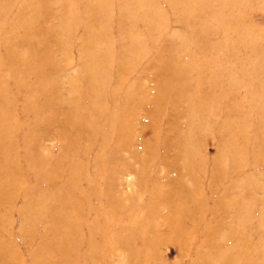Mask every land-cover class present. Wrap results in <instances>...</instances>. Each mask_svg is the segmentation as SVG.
<instances>
[{"label":"rangeland","instance_id":"obj_1","mask_svg":"<svg viewBox=\"0 0 264 264\" xmlns=\"http://www.w3.org/2000/svg\"><path fill=\"white\" fill-rule=\"evenodd\" d=\"M78 2L0 0V25L7 26L0 92L11 103L15 151L0 182L17 184L0 205V241L18 256L9 264L61 261L70 230L56 229L49 215L64 214L55 200L74 183L87 207L73 227L82 236L70 264H225L221 255L241 250L243 230L246 246L264 250V0H157L163 31H151L153 43L124 69L118 63L131 42L121 16L138 11L137 0H109V15L81 12L65 32L64 18L81 9ZM180 6L185 17L174 13ZM87 23L106 29L93 47ZM189 39L197 43L185 44ZM88 48L112 57L109 76L95 80L93 107ZM10 50L25 62L10 59ZM176 67L187 72L174 78ZM48 171L56 187L44 180ZM46 187L54 198L46 212L30 207L35 189ZM198 193L203 210H194ZM182 207L188 214L177 233ZM89 237L95 242L87 248Z\"/></svg>","mask_w":264,"mask_h":264},{"label":"bare ground","instance_id":"obj_2","mask_svg":"<svg viewBox=\"0 0 264 264\" xmlns=\"http://www.w3.org/2000/svg\"><path fill=\"white\" fill-rule=\"evenodd\" d=\"M78 4L81 6V9H79L76 13L72 14L69 17L64 18V26L63 30L65 32L69 31L68 22L72 24V21H77L79 19V16L81 12L88 15H98V13H103L106 15H109V7L110 3L109 0H78ZM157 0H137L136 10H130L125 9L123 10V15L121 18H123L122 22H125L127 24L126 31H123L124 35L127 36V39H130L131 46L125 48V54L124 57L119 60L118 66L121 69L127 68L130 66L132 62H134L138 57V52L141 51L137 50L141 48L143 45L148 44L152 41H154V37L151 36L149 33L151 31L154 32H162L163 31V24L165 23V16L160 15L156 11V3ZM169 3H172L173 5H177L178 0L175 2V0H166ZM187 3L192 2V0H182ZM175 3V4H174ZM171 4V5H172ZM182 5V4H181ZM184 7V6H183ZM186 7V6H185ZM84 10V11H83ZM25 9H23V12ZM139 12V13H137ZM175 15L180 17H185V10L180 6L175 12ZM160 17V18H159ZM188 22L190 23L189 18H187ZM68 21V22H67ZM67 22V23H66ZM86 31H87V43L88 46L93 47L96 43H98L104 35L106 36V29L98 30L95 29L93 24L87 23L85 25ZM105 27V26H104ZM106 27L109 30V25H106ZM7 28V26L0 25V46H6L7 40L2 34V29ZM27 30H30L28 28ZM14 28H11L10 32H14ZM152 34V33H151ZM64 43V42H63ZM190 43L191 45H195L197 42L194 40L189 39L188 42H185V44ZM184 44V45H185ZM87 60L88 64L86 66V70L84 72L85 78L89 81L88 82V89L83 88L80 90L81 94L84 93L87 89V94L91 95L90 98V106H95L97 103L96 96L99 94L98 89L94 86L95 80L97 78H106L107 74L105 70V66L107 63H109V59L111 60V55L108 56L106 53L109 52H103L101 54H97L92 49L88 48L87 50ZM8 57L16 62H25V57L22 56L19 52L15 50H10L8 52ZM33 62V61H32ZM186 69L183 68H173L172 69V77L174 78H180L183 73H186ZM109 76V74H108ZM166 87H163V90L166 91ZM46 97V105L51 106L53 104V98H51L50 92L47 93ZM115 98H117L116 95L112 96V102H114ZM80 100V99H79ZM89 103V102H88ZM10 101L5 99L3 94L0 92V174H8L10 175V171L13 169V159L15 157V151H14V145L11 140L12 137V130H9L8 127V121L10 120ZM73 104L76 105L77 101L74 100ZM28 108V105L26 102H24V110ZM202 109V108H201ZM112 115V121L115 123L118 119V116L120 115V112L116 108ZM227 124H225L226 126ZM4 165V166H3ZM8 166V167H7ZM5 167H7L5 169ZM46 175L44 176V180H46L49 185V187H56L57 184L54 182V173L53 172H46ZM10 179H7L3 183L0 182V205L8 201L9 194L16 192L17 190V184L15 182L10 181ZM234 185V183L232 182ZM49 187L43 189V188H37L35 189L38 193L36 198H30L28 200V205L31 207L32 205H35L41 211L43 210L46 212V209L48 208L47 203L52 198V195L48 194ZM34 190V189H32ZM74 190V191H73ZM73 190L71 191V188L69 187L68 190L65 191L64 194H62V197H56L55 205L58 208H64V214L60 215V217L54 218L52 215L49 217L51 218V222L54 223V227L56 226V229H59L61 226H63V229L65 231L64 235L66 236V239L63 240V243H66V246L62 254V259L58 263L54 264H70L73 262L72 257V249L74 246H79L81 243V234L76 231L73 227H76V224H79L80 218H83V212L84 209L87 207V200L85 198V194L82 191V189H78L76 186V183L73 185ZM200 195H203L201 193H198L197 195L192 197V202L194 206V210L204 209L205 208V201L206 199L202 198ZM226 200L225 197L223 199ZM181 206V205H179ZM176 209V208H175ZM182 210L177 211L175 218H174V231L177 233H181L182 223L183 220L179 219V217L182 216V213L184 216L188 214V207H182ZM227 210V209H226ZM223 212L226 211L223 209ZM48 216V215H45ZM66 226V227H65ZM73 228V230H72ZM62 229V230H63ZM94 229V228H93ZM215 229H211L208 236L214 231ZM245 234H243V238H241L240 243L241 244V250L236 251L235 249L228 248V250L221 255V262L225 264H264V250L260 252H255L256 247L252 246H246L249 244L248 242V236H247V230H243ZM45 234L47 235L46 231ZM95 242L94 237H89L86 241L87 248H89L93 243ZM49 243V240L46 241L43 239L41 242L42 247V257L46 253L44 251L45 244ZM49 245V244H48ZM49 247H52L50 244ZM244 247H247L248 250H245ZM17 255L14 253V251L11 249V247L7 244H4L0 241V264H9V261L12 260V263L16 261ZM40 261H42V258H39ZM219 260V261H220ZM205 260H203L204 262ZM257 261V263H256ZM43 263L40 264H51V262L48 261H42ZM214 264H219L216 260H212Z\"/></svg>","mask_w":264,"mask_h":264}]
</instances>
